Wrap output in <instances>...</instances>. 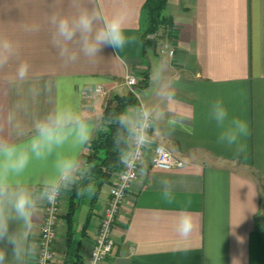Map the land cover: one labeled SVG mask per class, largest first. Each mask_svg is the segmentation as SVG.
I'll return each mask as SVG.
<instances>
[{"label":"crops","instance_id":"obj_1","mask_svg":"<svg viewBox=\"0 0 264 264\" xmlns=\"http://www.w3.org/2000/svg\"><path fill=\"white\" fill-rule=\"evenodd\" d=\"M104 2L108 11L127 7L128 29L136 42L118 53L105 47L95 62L81 54L65 65L51 44L48 18L73 14L71 0H0V36L18 41L19 59L31 65L28 83L19 88L8 84V72H0V109L33 87L39 95L29 100L28 119L61 100L75 101L99 120L95 138L103 129L106 105L130 92L128 74L138 78V102H156L151 74L161 48L171 44L175 55L168 58L169 71L178 81L175 107L184 117L183 126L171 135L154 136L144 163L146 175L128 195L115 225V248L104 264H264V0H169L165 14L174 19L179 36L170 43L160 31L148 48L143 38L146 0ZM31 26L37 30L27 31ZM144 77L147 84L141 87ZM97 81L105 93L91 95ZM217 98L224 100L230 115L249 125L247 149L239 157L217 143L219 129L207 118L208 105ZM155 144L167 147L184 166L154 168ZM163 179L173 184L170 203L161 195ZM109 189L103 187L94 205L91 193L84 197L71 228L65 216L68 192L64 194L54 264H86ZM44 211L45 206L37 220V243ZM183 214L195 220L186 238L176 231Z\"/></svg>","mask_w":264,"mask_h":264},{"label":"clouds","instance_id":"obj_2","mask_svg":"<svg viewBox=\"0 0 264 264\" xmlns=\"http://www.w3.org/2000/svg\"><path fill=\"white\" fill-rule=\"evenodd\" d=\"M71 2L73 14L53 13L48 18L51 44L63 64L75 63L81 54L95 62L105 47L118 53L136 42L128 29L129 11L125 5L108 11L104 0ZM26 30L35 31L37 27ZM20 55L18 41L0 36V72H8L7 82L13 88L28 83L31 72L30 63L20 60ZM171 55V51L163 52L151 74L155 103L140 101L103 118L115 126L113 147L125 169L126 182L146 175L144 161L154 136L171 135L183 126L184 117L175 107L178 81L170 75ZM96 83L95 91L99 92L100 82ZM20 95L10 106L0 109V264H34L41 209L73 188L79 195H87L95 179L94 165L84 159L83 153L97 133V117L75 101L61 100L28 119L29 100L38 97L39 89L29 87ZM207 118L219 129L217 143L237 157L246 152L249 125L243 118L230 115L223 99L209 103ZM161 185L162 198L172 202V182L163 179ZM13 224L14 229L10 227ZM194 228L190 214L178 217L179 236L188 237Z\"/></svg>","mask_w":264,"mask_h":264},{"label":"built area","instance_id":"obj_3","mask_svg":"<svg viewBox=\"0 0 264 264\" xmlns=\"http://www.w3.org/2000/svg\"><path fill=\"white\" fill-rule=\"evenodd\" d=\"M167 51H171V57L175 55V48L169 43H166L160 50L161 54ZM125 82L130 92L140 100V94L136 88L138 85L137 76L134 73L128 74ZM99 87L101 90L96 92L95 87L91 90V95L104 94V87L102 85H99ZM148 153L145 157V161ZM152 166L154 168L170 170L182 168L184 166V161L175 156L164 145L155 144ZM124 173L125 169L122 165L114 175L113 184L110 186L107 193L106 203L100 211L93 246L88 253L86 264H104L107 256L110 255L115 248V225L123 212V207L129 193L140 178V176L137 175L135 180L126 182L123 179ZM63 199L64 195L58 198L54 203L45 206L44 219L38 242L36 264H54L55 253L53 247L58 235V226L63 216Z\"/></svg>","mask_w":264,"mask_h":264},{"label":"trees","instance_id":"obj_4","mask_svg":"<svg viewBox=\"0 0 264 264\" xmlns=\"http://www.w3.org/2000/svg\"><path fill=\"white\" fill-rule=\"evenodd\" d=\"M169 0H146L143 10L146 14V27L143 31L145 47H152L156 43L155 36L160 31H163L165 37L170 43H174L179 36L178 27L174 19L165 14ZM141 87L146 86L147 79H142ZM138 103L137 98L132 92L126 95L115 96L105 107L103 118L111 113H119L126 106ZM102 118L103 129L93 139L88 151L85 155V160L92 163L94 183L91 191L92 205L97 201L103 187L113 184L114 173L122 166L119 162V157L113 147V135L115 126H110L104 122ZM84 196L78 194L76 188L68 192V211L66 218L69 223V228L72 227L74 217L81 206Z\"/></svg>","mask_w":264,"mask_h":264},{"label":"rangeland","instance_id":"obj_5","mask_svg":"<svg viewBox=\"0 0 264 264\" xmlns=\"http://www.w3.org/2000/svg\"><path fill=\"white\" fill-rule=\"evenodd\" d=\"M116 172H117V171H116ZM116 172H115V173H116ZM115 173H114V175H115Z\"/></svg>","mask_w":264,"mask_h":264}]
</instances>
